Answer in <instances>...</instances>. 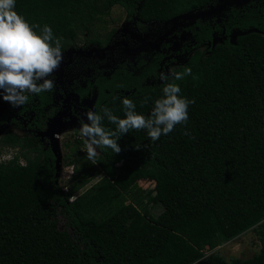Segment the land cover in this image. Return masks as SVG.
I'll list each match as a JSON object with an SVG mask.
<instances>
[{"label":"trees","instance_id":"trees-1","mask_svg":"<svg viewBox=\"0 0 264 264\" xmlns=\"http://www.w3.org/2000/svg\"><path fill=\"white\" fill-rule=\"evenodd\" d=\"M214 1L15 0L14 10L29 24L48 25L66 51L79 32L85 33L86 45L105 43L113 30L103 40L86 35L112 6L141 26ZM187 29L193 49L168 75L173 82L171 73L191 68L192 75L174 81L181 96L195 100L186 125H176L155 142L146 129L122 134L121 151L98 149L90 172L70 162L63 189L50 146L10 128L0 135V149L17 150L0 161V264H226L201 248L213 249L247 229L255 234L258 251L232 264H264V0L229 6L218 22L196 19ZM232 29L241 31L233 42ZM213 32L222 38L209 45ZM200 45L207 47L203 51ZM156 68L153 59L141 60L133 70L121 68L108 78L94 75L87 90H74L83 96L94 87L98 114L107 107L124 118L127 97L137 113L148 116L163 95L165 82ZM37 98L39 106L50 103L49 92ZM12 108L8 104L0 114V124ZM103 126L116 130L107 117ZM139 181L152 184L148 201L162 206L156 217L131 201L115 200L119 195L134 199Z\"/></svg>","mask_w":264,"mask_h":264},{"label":"clouds","instance_id":"clouds-1","mask_svg":"<svg viewBox=\"0 0 264 264\" xmlns=\"http://www.w3.org/2000/svg\"><path fill=\"white\" fill-rule=\"evenodd\" d=\"M14 9L15 0H0V100L12 107H22L31 96L54 90L55 81L49 77L63 61L62 38L54 36L48 25L41 28L38 24H29ZM189 75H192L191 68L185 67L183 72L171 73L173 82H169V76L161 73L159 78L165 82L163 95L155 100L148 116L137 113L136 105L127 97L122 99L124 118L117 117L107 107L100 110L103 115L86 111L87 122L81 123L79 131L85 138L88 160L93 165L97 163L98 149L110 148L119 153L118 139L132 129H146L149 139L155 142L161 135L172 132L176 125H186L189 105L195 100L181 96V88L174 81ZM105 117L116 125L115 131L103 126ZM185 134L190 135L187 131Z\"/></svg>","mask_w":264,"mask_h":264},{"label":"rangeland","instance_id":"rangeland-1","mask_svg":"<svg viewBox=\"0 0 264 264\" xmlns=\"http://www.w3.org/2000/svg\"><path fill=\"white\" fill-rule=\"evenodd\" d=\"M250 1L246 3H239L237 7H242L248 4ZM223 16V11L218 14L212 15V17L215 18L216 22H218ZM128 23H130V21L126 17L124 10L121 7L115 5L110 8L107 15L100 17V19H98L91 25L90 30L86 36L88 38L96 37L99 40H103L108 31L120 30L123 26H127ZM186 23L188 24V20H184L182 22L183 25H186ZM152 26L154 27V25H146V27L148 28ZM249 30L255 31V29L253 28H249ZM240 33L241 31L232 29L229 33V40L233 42L235 36ZM84 35V32L77 33L76 40L74 41V44L72 47H70V49L86 50L87 45L84 42ZM188 36L189 33L186 30H181L176 34L169 36L164 40V44H166V47L164 49L160 47L158 52L162 53L164 57L168 55L178 54L182 40L186 37L188 38ZM221 38L222 36L219 32H213L209 45L220 42ZM206 47L207 45H200L198 48L204 51ZM192 49V46L185 48L184 51L186 52V54L185 56L183 55L184 58H186L191 53ZM181 52H183V50H181ZM174 61L175 60L172 59V62ZM172 66L173 64H169V66L167 67V71H170V68ZM109 70V68H102L101 74L107 73L109 72ZM85 75L82 74V76L73 77V83H70L72 81H68V78H65L64 76L58 78L55 74H53L51 77H49L50 79H54L55 81V88L53 90V95L55 97L53 98L58 97V94L61 95L65 92H69L70 88L73 87L75 83L79 82L82 85L85 78H87L85 77ZM93 96L94 93H90L88 96L84 97V105L79 104L78 109H75L76 111L73 116H65V114L62 115L59 118V123L57 122V126L50 133L52 139L49 140V142L52 144V151L55 155V175L57 179L56 182L60 189L64 188V181L67 180L70 176V162L74 161L73 164L79 167V169L83 170L84 174L90 172L94 167V165H92L87 158V154L84 150L83 144L85 138L80 135L79 131L81 123L87 122L85 116L86 111L92 110L91 101L93 99ZM35 105V102L31 101L22 110H20L19 107H16L9 121H7L0 127V134L6 128H13L19 133H21L22 131H26L41 138L43 136V133L37 132L36 129L32 126V123H34L36 120L37 114L40 112H38V110L34 108ZM3 107L4 102L0 100V111L3 109ZM77 140H79L80 142H77ZM16 152V148L2 147L0 149V161L9 159ZM20 162L23 161L20 159ZM99 177L100 176L91 179L83 189L95 182ZM151 186L152 184L149 182L139 181L137 184V189L133 191L134 199H128L125 195H119L115 200L118 204H124L128 201H131L141 212H147L149 215L156 217L161 213L162 206L159 203H151L148 201V197L150 196L148 190L151 188ZM63 223V218L58 215V227L62 228ZM258 247L259 244L255 234L251 229H247L213 249L208 250L206 246H203L201 248V251L203 252V254L215 252L224 259L226 264H232L233 260L235 259L242 260L249 258L250 256H252V254L258 251Z\"/></svg>","mask_w":264,"mask_h":264},{"label":"flooded vegetation","instance_id":"flooded-vegetation-1","mask_svg":"<svg viewBox=\"0 0 264 264\" xmlns=\"http://www.w3.org/2000/svg\"><path fill=\"white\" fill-rule=\"evenodd\" d=\"M219 1L220 0H215L211 5H215L219 3ZM234 2L235 0H228L226 8L222 11L224 12L225 10H227L229 6L236 7L237 5ZM213 18L214 17H212L211 15V17H206L204 19L210 20ZM129 21L130 23H128L127 26H123L122 29L113 30L105 43H103L101 46L88 44L86 50H81V54L72 53L69 56L65 53V51H62L63 61L61 62L59 68L53 74H55L58 78L62 76L68 78V81H72L70 83H73V77H79L82 76V74H86L85 77L87 78H85L82 85L79 82L75 83L74 86L70 88L69 92H65L61 95L58 94V97L56 98H53L55 97L53 95V91L49 92L50 103L46 104L45 106H39L37 95L31 96V101H34L36 104L34 108H36L38 112L40 111L36 116L35 122L32 123V126L36 129L37 132H42L43 136L40 138L26 131H22L21 133L25 132L29 135H33L37 139V141L45 146L48 145L51 147V149H53L52 144L49 142V140L52 139L50 133L53 129H55V127L59 123V118L62 115L65 114V116L70 117L73 116L75 111L78 109V105H84L85 101H83V98L88 96L90 93H94L93 99L91 101L93 110V101L96 94L95 88L92 87L89 91H86L85 95L83 96H79L74 88L79 87L80 89L87 90V82L89 84H92L94 75H101L108 78L113 71L121 68H124L126 71H130L133 70V67H135L137 63L139 64L141 60L149 62L153 59L155 65L157 66L156 70L159 76L161 73H164L166 75L170 74V71H167V67L169 66V64H173V66H175L178 64H182L186 60L187 57L184 58L186 54L184 50L185 48L189 47L187 43L189 42L190 34L188 38L186 37L182 40L178 54L168 55L164 57L163 54L158 51L160 47H162L163 49L166 47V44H164V40L166 38L178 33L181 30L188 31L187 26L191 24L186 23V25H183V21H179V23L175 24L174 27H171V23L162 21L156 23H140L141 26H137L133 20L129 19ZM146 25H154V27L152 26L148 28L146 27ZM161 36L164 37L160 40L156 47L150 45L151 43L157 42L159 37ZM92 46H94L97 51H91L89 53L88 50ZM102 48H104L103 51H100V49ZM68 50L73 49L69 48ZM181 50H183V52H181ZM172 59H174L175 61L172 62ZM102 68H109L110 70L107 73L101 74ZM7 105L8 103L4 102V107L0 111V114L4 110H6ZM26 105L27 104H25L24 107H19L20 110L24 109ZM15 108L16 107L12 108L10 114L6 117L4 122L0 124V127L7 121H9ZM10 129L16 131L13 128ZM5 130H3L0 135H2ZM17 133L21 134L19 132Z\"/></svg>","mask_w":264,"mask_h":264},{"label":"water","instance_id":"water-1","mask_svg":"<svg viewBox=\"0 0 264 264\" xmlns=\"http://www.w3.org/2000/svg\"><path fill=\"white\" fill-rule=\"evenodd\" d=\"M240 1L239 0H237V1L235 0L234 3L236 5H238L239 3H246V2H248L250 0H240ZM227 4H228V0H220L219 3H217L215 5H211L210 4L207 7L203 8V9H200V10L188 11V12H185V13H181V14H178L176 16H173L172 18H170L168 20H165L164 22L171 23V25H172L171 27H174L175 24L179 23V21L181 22V21H184V20H188V24H192L196 19H204V18L209 17L211 15L220 13L222 10H224L226 8ZM170 29H172V28H170ZM163 37L164 36L159 37L157 42L151 43L150 45L156 47ZM103 49L104 48L100 49V51H103ZM140 49H143V48H140ZM91 51H97V49L94 46H92V47L89 48L88 52L90 53ZM65 53L68 56L71 55L72 53L81 54V50H79V49L68 50L67 49L65 51ZM199 263H201V262H199Z\"/></svg>","mask_w":264,"mask_h":264},{"label":"built area","instance_id":"built-area-1","mask_svg":"<svg viewBox=\"0 0 264 264\" xmlns=\"http://www.w3.org/2000/svg\"><path fill=\"white\" fill-rule=\"evenodd\" d=\"M69 199H71V197Z\"/></svg>","mask_w":264,"mask_h":264}]
</instances>
